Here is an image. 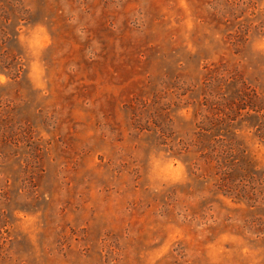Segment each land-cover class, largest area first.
Listing matches in <instances>:
<instances>
[{
	"label": "rangeland",
	"instance_id": "obj_1",
	"mask_svg": "<svg viewBox=\"0 0 264 264\" xmlns=\"http://www.w3.org/2000/svg\"><path fill=\"white\" fill-rule=\"evenodd\" d=\"M262 127L264 0H0V264H264Z\"/></svg>",
	"mask_w": 264,
	"mask_h": 264
},
{
	"label": "trees",
	"instance_id": "obj_2",
	"mask_svg": "<svg viewBox=\"0 0 264 264\" xmlns=\"http://www.w3.org/2000/svg\"><path fill=\"white\" fill-rule=\"evenodd\" d=\"M261 129H263V131H264V127H262ZM258 130H260V129H258ZM261 135V134H260ZM262 137H264V134L262 135Z\"/></svg>",
	"mask_w": 264,
	"mask_h": 264
}]
</instances>
